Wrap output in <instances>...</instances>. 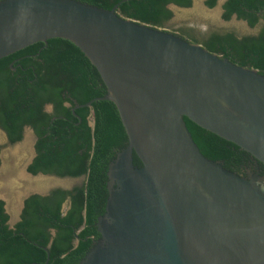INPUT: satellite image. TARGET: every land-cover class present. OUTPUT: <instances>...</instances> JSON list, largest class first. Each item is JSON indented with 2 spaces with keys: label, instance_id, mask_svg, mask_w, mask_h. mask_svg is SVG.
I'll return each instance as SVG.
<instances>
[{
  "label": "water",
  "instance_id": "water-1",
  "mask_svg": "<svg viewBox=\"0 0 264 264\" xmlns=\"http://www.w3.org/2000/svg\"><path fill=\"white\" fill-rule=\"evenodd\" d=\"M119 5L0 1V60L36 43L71 41L107 88L74 111L111 101L127 133L108 169L101 237L79 264H264V175L244 177L206 158L185 122L264 165V75L121 17ZM34 156L26 175L50 176L28 171Z\"/></svg>",
  "mask_w": 264,
  "mask_h": 264
},
{
  "label": "trees",
  "instance_id": "trees-1",
  "mask_svg": "<svg viewBox=\"0 0 264 264\" xmlns=\"http://www.w3.org/2000/svg\"><path fill=\"white\" fill-rule=\"evenodd\" d=\"M75 1L105 10L120 4L117 13L121 17L157 29L173 19L170 5H193V0ZM218 1L206 0L205 5L214 9ZM222 8L223 20L236 16L251 28L261 26L260 31L243 37L214 32L194 42L182 38L264 75V0H226ZM106 94L97 69L65 39L36 43L0 60V128L11 144L23 140L26 127L37 136V155L28 171L62 179L86 178L82 186L71 190L56 188L48 196L31 195L14 228L0 200V264H79L93 246L92 238L100 239L97 222L106 210L109 165L127 146L128 137L113 102L97 100L90 107L74 108ZM47 105L53 106V112L45 111ZM185 122L209 160L222 162L236 173L253 162L250 154L233 143L187 118ZM1 151L0 146V166ZM134 161L142 166L137 156Z\"/></svg>",
  "mask_w": 264,
  "mask_h": 264
},
{
  "label": "rangeland",
  "instance_id": "rangeland-1",
  "mask_svg": "<svg viewBox=\"0 0 264 264\" xmlns=\"http://www.w3.org/2000/svg\"><path fill=\"white\" fill-rule=\"evenodd\" d=\"M224 1L219 0L214 9L208 8L205 5V0H193V5L190 8H171L174 13L173 19L160 29L181 38L186 37L191 42L202 41L214 32H232L238 37H243L255 35L260 31L261 26L251 28L247 22L235 17L230 21L223 20L221 5ZM34 144V135L31 131H25L21 142L11 144L0 129V146L2 147L0 199L5 202L11 224L15 223L19 216L23 196L32 193L47 194L56 188L73 189L82 186L86 181L85 177L72 180L55 176L32 179L27 176L25 170L34 156ZM65 206L67 207V205Z\"/></svg>",
  "mask_w": 264,
  "mask_h": 264
},
{
  "label": "flooded vegetation",
  "instance_id": "flooded-vegetation-1",
  "mask_svg": "<svg viewBox=\"0 0 264 264\" xmlns=\"http://www.w3.org/2000/svg\"><path fill=\"white\" fill-rule=\"evenodd\" d=\"M205 2H206V0H205ZM219 2V1H218ZM225 2H226V0H225ZM224 2V3H225ZM176 6V5H175ZM178 7V6H177ZM181 8V7H180ZM67 106H69V104H67ZM76 108V107H75ZM74 108V109H75ZM53 106L52 105H47L46 107H45V111L47 112V113H51V112H53ZM27 128V127H26ZM31 130H32V133H33V135L35 136V138H36V141H35V144H36V142H37V136H36V134H35V132H34V130L31 128V127H29ZM1 129V128H0ZM1 131L6 135V137H7V139H8V136H7V134H6V132L4 131V130H2L1 129ZM25 134V133H24ZM8 141H9V139H8ZM10 142V141H9ZM35 144H34V150H35V156H34V158L36 157V155H37V152H36V149H35ZM34 158H33V160H34ZM32 160V161H33ZM32 163V162H31ZM249 172H254V173H257V172H261V174L262 175H264V170L262 169V167H261V165L259 164V163H257L256 161H255V159L253 160V162L250 164V165H248V166H246L245 167V169L241 172V173H237V174H239V175H241V176H244V177H247L248 175H249ZM236 173V172H235ZM66 179H72V180H74L73 178H66ZM79 179V178H78ZM78 187V186H77ZM75 188V187H74ZM61 189H64V188H61ZM54 190V189H53ZM64 190H71V189H64ZM35 194H39V193H35ZM50 194V192L48 193V194H39V195H41V196H48ZM32 195H34V194H32ZM29 198V197H28ZM27 200V199H26ZM25 200V201H26ZM66 205V204H65ZM24 207H25V202H24ZM24 207L20 210V213H19V216H18V218H17V220L15 221V223H13L12 225L13 226H11V222H10V220H9V222H8V224H9V226L11 227V228H14L15 226H16V224L17 223H19L20 221H21V219H22V213H23V210H24ZM69 208V203H67V207L65 208V206L63 207V210H64V212L66 213L67 212V209ZM93 240H94V242L96 241V240H98V239H95V238H92Z\"/></svg>",
  "mask_w": 264,
  "mask_h": 264
},
{
  "label": "bare ground",
  "instance_id": "bare-ground-1",
  "mask_svg": "<svg viewBox=\"0 0 264 264\" xmlns=\"http://www.w3.org/2000/svg\"><path fill=\"white\" fill-rule=\"evenodd\" d=\"M26 148V147H25ZM17 153V152H16ZM4 169V168H3ZM21 173V172H20Z\"/></svg>",
  "mask_w": 264,
  "mask_h": 264
}]
</instances>
